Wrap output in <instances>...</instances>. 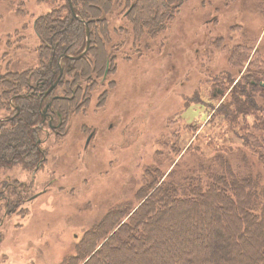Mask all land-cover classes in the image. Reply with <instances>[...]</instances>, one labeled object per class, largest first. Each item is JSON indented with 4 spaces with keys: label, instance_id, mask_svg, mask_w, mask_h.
<instances>
[{
    "label": "rangeland",
    "instance_id": "1",
    "mask_svg": "<svg viewBox=\"0 0 264 264\" xmlns=\"http://www.w3.org/2000/svg\"><path fill=\"white\" fill-rule=\"evenodd\" d=\"M128 1L120 0L122 7L94 26L102 49L90 52L95 30L89 26L85 46L59 57L61 75L53 71L56 81L46 95L36 97L32 86L20 92L35 96L41 113H48L34 128L44 169L34 174L24 165L0 170V264H62L77 255L86 234L111 210L139 206L140 190L153 180L154 171L162 172V181L172 173L184 177L188 166L207 153V144L225 139V127L206 126L231 91L214 99L216 77L231 73L235 86L246 73L247 64L240 72L231 54L239 55L246 44L249 59L264 60V0H187L168 29L155 37L144 29L136 37ZM65 5L0 0V137L6 136L7 144H24L22 152L23 114L14 98H3L8 96L2 88H10L3 84L31 70L46 71L44 48L50 44L39 38L36 20L55 15ZM146 13L142 9V17ZM63 36L60 45L66 44ZM103 51L107 64L103 72L94 73ZM66 59L85 60L89 67L93 62V67L75 79L64 73ZM58 80L62 84L49 93ZM53 112L60 125L53 122L51 128ZM41 191L46 193L27 201ZM15 206L18 210L10 214Z\"/></svg>",
    "mask_w": 264,
    "mask_h": 264
},
{
    "label": "trees",
    "instance_id": "2",
    "mask_svg": "<svg viewBox=\"0 0 264 264\" xmlns=\"http://www.w3.org/2000/svg\"><path fill=\"white\" fill-rule=\"evenodd\" d=\"M39 1H65L62 9H67L63 17L60 9L55 15L36 20L39 38L50 44L43 55L47 69L26 72L16 82L3 84L10 88H2L8 96H3L5 100L12 97L20 105L23 114L20 123L25 124L19 125L26 133L27 152L19 150L24 144H7L6 136H1L0 152L3 148L7 150L1 160L6 163L13 160L9 164L26 168L39 160L34 128L44 116L36 103L37 95L25 97L20 92L25 86L33 87V92L35 88L48 90L56 76L61 75L59 57L85 46L84 22L95 30L90 52L99 51L103 40L95 36L98 31L94 26L105 21L103 15L122 7L120 0ZM185 1H128L125 6L136 37L143 35V29L154 37L167 30ZM142 9L147 11L145 18ZM61 36L64 45L57 43ZM244 47L239 55L230 56L232 63L236 60L234 66L240 72L247 64L239 84L233 86L231 73L218 76L214 88L217 95L212 93L214 99H221L231 90L206 126L212 130L225 127V139L207 144V153L212 154L197 157L184 177L172 173L162 181V172L154 171L153 180L140 190L139 206L124 204L111 210L86 234L77 247V255L67 257L62 264H264V60L249 59L251 51L246 44ZM106 57L103 51V61L97 60L94 73L103 72ZM84 61L74 63L66 59L62 66L64 73H72L75 79L77 73L87 75L89 65ZM54 70L57 74L53 77ZM235 144L239 146L235 148ZM9 152L14 157H9ZM231 158L235 160L232 162ZM6 202L11 207L12 202ZM15 207L13 212L19 206Z\"/></svg>",
    "mask_w": 264,
    "mask_h": 264
},
{
    "label": "flooded vegetation",
    "instance_id": "3",
    "mask_svg": "<svg viewBox=\"0 0 264 264\" xmlns=\"http://www.w3.org/2000/svg\"><path fill=\"white\" fill-rule=\"evenodd\" d=\"M60 83H61V80H58L57 81V87H59V85H60ZM45 85V84H44ZM44 87V86H43ZM35 90L37 91V92H35L34 94L35 95H37V97H41L43 94H45L46 93V91L45 90H43L42 91V88H41V90L40 91H38V88H35ZM75 93V92H74ZM46 95V94H45ZM40 109V108H39ZM40 111H41V109H40ZM57 112V111H56ZM56 112H53V113H49L50 114V120H52V121H50V127L51 128H53V122H54V124H56V126H59L60 124L54 119L55 118V116H56ZM42 115L45 117V118H47L48 117V113H45V110H43L42 111ZM38 151V150H37ZM10 153H12V152H9V154H8V156L9 157H11V155H12V157H14V155H13V153L12 154H10ZM38 153V156H40L39 158H38V156H37V158L36 159H39V160H37V161H34L33 163H35V165H32V166H30V167H28V168H26L25 167V171L26 172H30V173H40V172H42L43 171V166H40L39 165V162H41L42 160H43V158H42V155L44 156V152H37ZM3 156H5L4 154H0V170H4L5 168H8V167H15L14 165H11V164H9V163H12V162H14L13 160L11 161V162H8V163H6V162H3L2 160H1V157H3ZM8 157V161L10 160V158ZM28 158V157H27ZM35 160V159H34ZM21 165V164H20ZM28 169V170H27ZM34 176H36V175H34ZM6 178V177H5ZM10 178H8L7 179V181L9 180ZM35 180L33 179L32 180V182H34ZM21 185H26L27 187H33V185H31V184H25V183H21ZM12 185H10V187H11ZM25 192L26 193H30V191H28V190H25ZM46 193V191H41V192H39L38 194H35L34 196H32L31 198H29L27 201L28 202H33V201H35V200H37L40 196H42L43 194H45ZM33 197H35L34 199H33ZM16 212V211H15ZM15 212H10V214H14Z\"/></svg>",
    "mask_w": 264,
    "mask_h": 264
},
{
    "label": "water",
    "instance_id": "4",
    "mask_svg": "<svg viewBox=\"0 0 264 264\" xmlns=\"http://www.w3.org/2000/svg\"><path fill=\"white\" fill-rule=\"evenodd\" d=\"M72 1V0H71ZM84 24L86 25V29H87V36L88 38H90V30H89V23L87 22H84ZM89 50V42H88V45H87V48H86V51L85 53ZM57 86V83L55 86H53L50 90H49V93Z\"/></svg>",
    "mask_w": 264,
    "mask_h": 264
}]
</instances>
